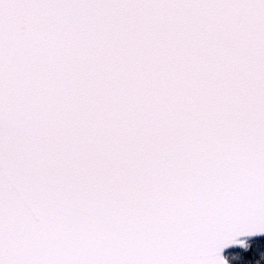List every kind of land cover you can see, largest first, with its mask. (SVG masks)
Returning <instances> with one entry per match:
<instances>
[{
	"label": "snow or ice",
	"instance_id": "6c2138e0",
	"mask_svg": "<svg viewBox=\"0 0 264 264\" xmlns=\"http://www.w3.org/2000/svg\"><path fill=\"white\" fill-rule=\"evenodd\" d=\"M0 264H264V0H0Z\"/></svg>",
	"mask_w": 264,
	"mask_h": 264
}]
</instances>
